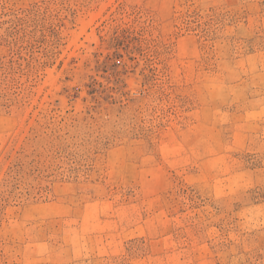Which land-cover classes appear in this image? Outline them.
Masks as SVG:
<instances>
[{
	"label": "rangeland",
	"instance_id": "rangeland-1",
	"mask_svg": "<svg viewBox=\"0 0 264 264\" xmlns=\"http://www.w3.org/2000/svg\"><path fill=\"white\" fill-rule=\"evenodd\" d=\"M0 264H264V0H0Z\"/></svg>",
	"mask_w": 264,
	"mask_h": 264
}]
</instances>
